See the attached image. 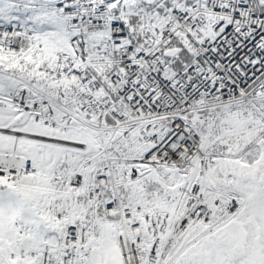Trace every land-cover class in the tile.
<instances>
[{
    "label": "snow or ice",
    "instance_id": "obj_1",
    "mask_svg": "<svg viewBox=\"0 0 264 264\" xmlns=\"http://www.w3.org/2000/svg\"><path fill=\"white\" fill-rule=\"evenodd\" d=\"M0 264H264V0H0Z\"/></svg>",
    "mask_w": 264,
    "mask_h": 264
}]
</instances>
